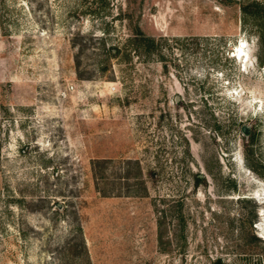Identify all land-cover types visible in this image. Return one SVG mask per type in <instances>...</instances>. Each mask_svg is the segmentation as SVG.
I'll return each instance as SVG.
<instances>
[{
	"label": "rangeland",
	"instance_id": "obj_1",
	"mask_svg": "<svg viewBox=\"0 0 264 264\" xmlns=\"http://www.w3.org/2000/svg\"><path fill=\"white\" fill-rule=\"evenodd\" d=\"M214 259L264 264V0H0V264Z\"/></svg>",
	"mask_w": 264,
	"mask_h": 264
},
{
	"label": "bare ground",
	"instance_id": "obj_2",
	"mask_svg": "<svg viewBox=\"0 0 264 264\" xmlns=\"http://www.w3.org/2000/svg\"><path fill=\"white\" fill-rule=\"evenodd\" d=\"M242 44V43H241ZM237 46V45H236ZM236 49V48H235ZM235 59H238L241 63L246 60V54L242 50L241 46L236 49L232 55Z\"/></svg>",
	"mask_w": 264,
	"mask_h": 264
},
{
	"label": "trees",
	"instance_id": "obj_3",
	"mask_svg": "<svg viewBox=\"0 0 264 264\" xmlns=\"http://www.w3.org/2000/svg\"><path fill=\"white\" fill-rule=\"evenodd\" d=\"M241 8H242V10L243 11H250V10H248L247 9V6H244V5H242L241 6ZM252 11V10H251ZM143 38V37H142ZM149 40V39H148ZM151 42V41H150ZM113 48V47H112ZM111 47H110V49H112ZM177 211L179 212L180 211V208H179V206L177 207ZM180 213V212H179ZM181 215L179 214V217H180ZM181 219V218H180ZM254 238H257L256 236H253ZM213 264H223L219 259H214L213 260Z\"/></svg>",
	"mask_w": 264,
	"mask_h": 264
},
{
	"label": "water",
	"instance_id": "obj_4",
	"mask_svg": "<svg viewBox=\"0 0 264 264\" xmlns=\"http://www.w3.org/2000/svg\"><path fill=\"white\" fill-rule=\"evenodd\" d=\"M242 130L244 131V132H246L247 130H246V128L244 127V126H242Z\"/></svg>",
	"mask_w": 264,
	"mask_h": 264
}]
</instances>
